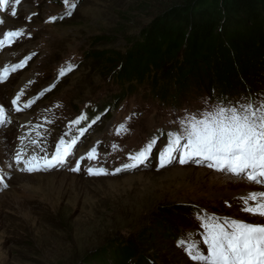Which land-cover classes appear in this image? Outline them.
Listing matches in <instances>:
<instances>
[{
	"label": "rangeland",
	"instance_id": "1",
	"mask_svg": "<svg viewBox=\"0 0 264 264\" xmlns=\"http://www.w3.org/2000/svg\"><path fill=\"white\" fill-rule=\"evenodd\" d=\"M178 1L21 0L0 8V39L9 30L24 33L0 49V73L4 66L10 73L0 82L6 121L0 126V264H101L102 256L90 260L93 252L128 239L139 250L132 264H194L177 245L191 239L206 252L197 214L264 222L239 211L240 198L264 186L193 163L174 161L158 170V154L167 133L178 131L179 119L217 103L258 104L264 81L255 95L221 98L207 90L196 96L194 89L174 101L152 86L151 76L142 82L122 77L117 72L124 63L112 62L153 17ZM29 56L25 67L11 71ZM79 113L86 119L75 125ZM73 138L78 142L62 166L28 173L15 163L17 153L50 157L60 139ZM153 138L151 155L137 168L87 174L88 167L123 169ZM93 148L97 159L81 160ZM77 161L80 171L73 172Z\"/></svg>",
	"mask_w": 264,
	"mask_h": 264
},
{
	"label": "snow or ice",
	"instance_id": "2",
	"mask_svg": "<svg viewBox=\"0 0 264 264\" xmlns=\"http://www.w3.org/2000/svg\"><path fill=\"white\" fill-rule=\"evenodd\" d=\"M20 2L21 0H0V8ZM11 14L13 17L17 15L15 8ZM67 14L71 15V12ZM51 19L54 21L56 18ZM0 23H3V20H0ZM23 34V30L6 31L0 39V49L11 45ZM30 59V56L26 57L14 65L11 71L22 69ZM8 72L9 69L5 68L4 72L0 73V82L7 80L5 74ZM59 75H65V71L62 69ZM19 99L18 95L12 104L17 105ZM28 107L29 104L24 105V108ZM15 110L21 111V108L16 107ZM82 119L86 117L77 118L73 124L79 125ZM5 123V112L0 107V126ZM177 123L178 131L167 133L168 143L158 154V170L174 161L180 165L193 163L206 166L235 180L264 186V99L258 104L217 103L213 108L199 114L187 115ZM85 131L86 129L80 130L79 136H83ZM77 142L78 138L67 142L60 139L50 158L33 155L24 159L17 153L15 163L22 164L20 170L28 173L49 171L66 163ZM155 143L156 139L153 138L139 152L130 156L132 163L124 164L123 169L117 168L115 172L109 173L102 167H88L87 174L114 175L122 170L137 168L149 158ZM84 159L96 160V149H91L86 156L81 157V160ZM70 170L79 172L80 161ZM240 200V212L264 220V191L249 193ZM197 219L203 229L202 244L206 252L202 250L200 243L191 239H181L177 245L194 264H264V222L253 223L231 217L200 214H197Z\"/></svg>",
	"mask_w": 264,
	"mask_h": 264
},
{
	"label": "trees",
	"instance_id": "3",
	"mask_svg": "<svg viewBox=\"0 0 264 264\" xmlns=\"http://www.w3.org/2000/svg\"><path fill=\"white\" fill-rule=\"evenodd\" d=\"M131 42L112 59L124 63L117 74L139 82L151 76L152 86L174 101L194 89L196 96L208 90L221 98L253 93L264 81V0H179ZM136 245L133 239L119 241L90 260L102 256L101 264H132Z\"/></svg>",
	"mask_w": 264,
	"mask_h": 264
},
{
	"label": "bare ground",
	"instance_id": "4",
	"mask_svg": "<svg viewBox=\"0 0 264 264\" xmlns=\"http://www.w3.org/2000/svg\"><path fill=\"white\" fill-rule=\"evenodd\" d=\"M184 166V165H183ZM249 191V190H248Z\"/></svg>",
	"mask_w": 264,
	"mask_h": 264
}]
</instances>
